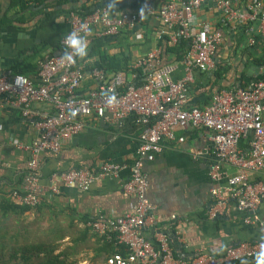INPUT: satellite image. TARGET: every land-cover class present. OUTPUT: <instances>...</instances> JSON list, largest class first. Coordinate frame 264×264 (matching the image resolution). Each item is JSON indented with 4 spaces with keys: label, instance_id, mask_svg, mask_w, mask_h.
<instances>
[{
    "label": "crops",
    "instance_id": "0c3cea01",
    "mask_svg": "<svg viewBox=\"0 0 264 264\" xmlns=\"http://www.w3.org/2000/svg\"><path fill=\"white\" fill-rule=\"evenodd\" d=\"M103 1L110 2L0 0V74L10 76L19 71L34 83H39L40 62L62 54V51H53V47L44 43L57 41L55 36L58 32H53L52 27L57 29L62 25L65 35L70 29L67 10L84 3L92 6V10ZM137 1L123 0L121 5L128 6ZM169 1L150 0V4L158 8ZM22 2H28V5L23 8ZM253 2L231 0V9L224 12L216 0H205L195 10L196 22L218 32L222 43L212 56L215 65L212 71L202 73L193 70L194 81L189 87L192 107L206 106L211 94L219 87L237 89L253 81L264 82L261 72L264 65L257 61L264 56V33L261 22L255 23L259 19H249L248 6ZM139 7L140 1L135 9L127 7L124 10L137 13ZM52 12L57 13L54 24L51 29L48 26L44 28L42 22ZM240 15L245 18L243 22L238 17ZM162 31V23L157 17L143 14V21L131 30H123L124 35H119L121 31L118 39L104 49V54H116L119 47L124 50L128 43L132 70L121 73L134 82L132 76L142 73L136 66L137 62L159 46L160 66L170 65L172 80H180L185 76L182 61L186 50L170 43ZM114 37L107 38L112 40ZM256 37L259 42H255ZM100 38L103 37L93 30L87 35L88 46ZM245 38H248L247 45L243 43ZM97 60L96 56L76 60V65L84 72L77 95L87 96L95 88L89 67ZM217 68L225 71L215 84L213 72ZM113 74L107 73L109 76ZM34 108L50 111L45 103L35 104ZM34 123L35 119H24L18 110L0 107V198L10 200L9 192L21 189L24 184L29 153L18 149L15 144L28 146L38 139L40 133ZM142 129L133 117L125 120L121 127L93 119L82 132L63 139L59 153H42L37 172L42 205L21 212L15 209L19 207L15 204L0 203V264H41L48 254L58 256L64 264H105L111 249L86 221L99 216L116 218L132 209L135 200L121 187V183L129 178L128 168L122 170L116 179L96 181L87 191L58 183L59 192L53 194L49 187L53 176L71 169L95 170L104 162L130 165ZM209 137L210 132L205 129L177 130L175 139L163 142L162 151L152 162H145L143 167L148 179L147 197L155 207L154 215L159 222L156 228L145 227L140 234L154 246L158 242V233L165 234L173 251L186 259L198 254L220 256L239 243L261 240V229L244 222L252 213L239 211L231 199L225 206H218L212 196V191L226 185V176H233L237 168L217 156ZM251 139L250 134L239 141L238 150L243 155L248 153ZM206 150L208 153L198 154ZM214 169L222 174L220 179L212 177ZM249 179L255 183L264 182V169L249 172ZM5 210L9 212L4 214ZM256 214L264 219V199ZM172 216H177L180 223L173 222ZM55 244H58L57 249L48 253ZM247 264H257V260L252 259Z\"/></svg>",
    "mask_w": 264,
    "mask_h": 264
},
{
    "label": "built area",
    "instance_id": "2783aa9c",
    "mask_svg": "<svg viewBox=\"0 0 264 264\" xmlns=\"http://www.w3.org/2000/svg\"><path fill=\"white\" fill-rule=\"evenodd\" d=\"M139 1L137 13L126 10L115 13L104 6L83 15L71 12L70 29L61 40L64 52L40 62L39 83L21 74H0V107L18 110L24 119H35L34 126L40 133L38 139L28 146L15 144L18 149L29 153L28 173L21 189L11 190L9 198L15 205L36 208L42 203L37 175L42 153H59L62 140L82 132L93 119L121 127L125 120L133 117L143 129L130 165L104 162L95 170L71 169L53 176L49 187L53 194L59 192L58 183L87 191L96 181L116 179L122 170L128 168L129 178L121 183V187L134 198L132 209L116 218L99 216L88 223L93 232L105 237L117 249L105 264H231L253 259L264 245V219L256 214L264 199V182L255 183L249 179V172L264 169V82L253 81L237 89L217 90L212 93L209 104L203 108L192 107L189 87L194 81L193 70L212 71L215 66L212 56L222 43L218 32L194 19L195 10L205 0H170L158 8H154L150 0ZM216 1L224 12L229 11L231 0ZM248 10L249 19H259L264 33L263 1L254 0ZM143 14L154 15L160 20L161 34L173 45L182 40L187 42L182 61L185 76L172 80L171 66H160L161 48L158 46L137 62L142 73L132 76L134 82L123 73L109 76L101 69H93L91 77L95 88L87 96L77 95L84 72L76 65L79 57L71 65L64 59V53L72 51L67 35L74 30L85 34L86 29L81 27L85 25L91 32L95 30L98 36H116L139 25ZM238 17L242 22L245 20L241 15ZM261 72L264 73V66ZM113 95L115 99L110 102L109 97ZM44 103L49 105L50 111L34 108L35 104ZM189 128L209 131L217 156L237 168L233 176H226V185L212 191V196L218 206H225L231 199L239 211L252 213L244 222L261 229V240L239 243L220 256L198 254L186 259L174 254L165 234L158 233L156 246L140 234L143 228H156L159 222L154 215L155 207L147 197L148 179L144 164L152 162L162 151L163 142L175 139L177 130ZM250 134L249 151L243 155L238 150V143ZM206 153L208 150L198 154ZM221 175L216 169L212 172L214 179H220ZM171 220L180 223L177 216H172Z\"/></svg>",
    "mask_w": 264,
    "mask_h": 264
},
{
    "label": "trees",
    "instance_id": "16d2710c",
    "mask_svg": "<svg viewBox=\"0 0 264 264\" xmlns=\"http://www.w3.org/2000/svg\"><path fill=\"white\" fill-rule=\"evenodd\" d=\"M62 2H68L70 0H60ZM73 3L76 2V3H79L81 0H72ZM113 2L115 4L114 7H110V3ZM122 3V0H110V2H107L105 4H103L102 6L104 7H108L112 12H122L124 11V9H126L127 7H132V8H136L137 4L139 3V1L135 2V3H132L128 6L126 5H121ZM22 7L24 8V6H27L28 5V2H22ZM91 7L92 6H88L86 5L85 3L80 5V6H77L75 7L74 9H69L66 11V14L67 15H70L71 12L75 11V12H78L80 14H87L91 11ZM56 12H52V13H49L45 19L44 22H42V26L45 28L46 26H48V28L51 29V26H53L54 24V21H55V16H56ZM246 27H244L243 29H245ZM52 30L53 32H58V35H56V42H51V44H49V42H44L45 45L47 44L48 46L50 47H53V51H64V48L61 46V40H62V37L64 36V33H65V27H62L61 26H58L57 29H54L52 27ZM119 35H124V32L122 31ZM118 36H115L114 38H112V40H110L111 38H107V37H103V38H100L99 40H94L93 42H91V44H89L88 46V50H90V52H88L87 56L89 58H92V57H98V60L93 64L91 65L89 68L91 70L93 69H101L103 71H105V73H121V72H129L132 70V66H131V56L129 54V45L128 43L126 44L125 46V49L123 50L121 47H119V51L116 53V54H113V55H106L104 54V49L109 48L111 46V43L112 41H115L118 39ZM126 40V39H125ZM109 41V42H108ZM127 41V40H126ZM255 42H259V39L258 37L255 38ZM177 46H179L180 48H184L186 49L187 47V42L185 41H181L179 44H177ZM181 57H179L180 59ZM258 63L260 65H264V56L259 58L258 60ZM224 68H223V72H224ZM140 72V70H139ZM220 68H217L213 73L215 74L214 77H215V84L217 83V80L220 79L221 77V73H223ZM20 72L17 71L15 72L14 74H19ZM244 86V85H243ZM242 86V87H243ZM222 89H225L223 87H219L217 90H222ZM236 89V88H235ZM212 99V94H211V97H209V101H207L206 103L209 104V102L211 101ZM253 182V181H252ZM8 199V198H7ZM6 198H0V203L1 204H7V202H9L10 204L14 205V203L11 201V200H7ZM42 205V204H41ZM39 205V206H41ZM15 206V205H14ZM18 206V205H17ZM38 206V207H39ZM8 207V206H7ZM37 207V208H38ZM15 209H19L21 212H24V211H27L28 207L26 206H19L18 208L15 207ZM9 211L8 210H5L3 213H8ZM96 218H93V219H90V220H87L86 222L89 223L90 221H95ZM104 244L108 245V247H110L111 249V254H114L117 252V249L112 247L113 245L106 242V238L105 237H101L100 239ZM112 245V246H111ZM41 247V246H40ZM58 247V244H55L48 253H53L55 251V249H57ZM233 247V246H232ZM123 254H126L127 251L125 249L122 250ZM174 254L176 256H178L176 250H174ZM257 257V256H256ZM256 257H254L253 259H256ZM252 260V259H246V260H243V261H246L247 263ZM41 264H64V262L60 261L59 260V257L58 256H52L51 254H48V258H46V260L41 263ZM231 264H242V261H238V262H234V263H231Z\"/></svg>",
    "mask_w": 264,
    "mask_h": 264
},
{
    "label": "clouds",
    "instance_id": "9594fccd",
    "mask_svg": "<svg viewBox=\"0 0 264 264\" xmlns=\"http://www.w3.org/2000/svg\"><path fill=\"white\" fill-rule=\"evenodd\" d=\"M109 6L114 7L115 4L110 3ZM81 27L82 29H86L85 34L81 35L80 32L74 30L71 33H69L66 37L67 43L72 50L70 53L69 52L64 53V59L68 62L69 65L75 63L77 57L83 58L86 57L88 54L87 35L91 32V29L87 28V26L85 25H82ZM114 99H115L114 95L109 97L110 102ZM30 209H35V208H30ZM256 260H257V264H264V245L261 246V251L257 254ZM242 264H247V262L242 261Z\"/></svg>",
    "mask_w": 264,
    "mask_h": 264
},
{
    "label": "water",
    "instance_id": "95a60500",
    "mask_svg": "<svg viewBox=\"0 0 264 264\" xmlns=\"http://www.w3.org/2000/svg\"><path fill=\"white\" fill-rule=\"evenodd\" d=\"M104 3H105V2L103 1V2L100 3L99 5L95 6L93 9L102 6ZM258 18H259V17H258ZM257 20H258V19H257ZM255 23H256V24H259V23H260V20L256 21ZM243 43H244V45H247V44H248V38H245ZM254 48H255V47H254ZM263 74H264V73H263ZM216 218H217V217H216Z\"/></svg>",
    "mask_w": 264,
    "mask_h": 264
}]
</instances>
